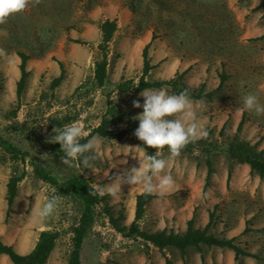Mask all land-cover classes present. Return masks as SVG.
Segmentation results:
<instances>
[{"label":"rangeland","instance_id":"rangeland-1","mask_svg":"<svg viewBox=\"0 0 264 264\" xmlns=\"http://www.w3.org/2000/svg\"><path fill=\"white\" fill-rule=\"evenodd\" d=\"M106 20H117L118 28L107 49V82L99 86L95 68L103 60L100 27ZM150 42L149 57L155 68L146 75L149 82L171 80L187 71L185 84L192 89L205 85L206 91H212L218 88L221 74H226L227 80L213 100H196L202 102L197 116L210 141L224 147L246 113L240 137L258 143V148L264 150V114L237 111L250 93L264 104V0H40L0 25V136L27 153L25 158L16 156L0 146L1 241L11 243L20 253H28L41 232L56 231L60 236L46 264H69L82 205L38 178L34 164L61 178L77 167L99 192L112 182V177L139 168L138 158L145 150L131 137L121 141L99 137L96 159L89 168L75 163L64 165L62 157L52 155L47 145L54 143L51 138L55 128L74 122L88 136L112 107L117 115L127 116L139 126L134 117L143 113V107L135 108L133 101L143 106L142 91H121L118 86L128 80L138 85L143 76V51ZM19 53L30 57V76L21 100L17 97ZM59 63L64 65L65 78L53 88L54 79L61 75ZM54 122L61 126L55 127ZM126 127L117 122L112 129ZM223 149L214 154L215 173L205 195L206 154L201 150L181 154L168 170L176 180L172 195L188 203L186 213L195 208L196 221L203 212L210 222V213L214 212L210 232L221 238H237L243 249L261 259L245 257L237 263L232 250L206 246L201 251L191 248L184 258L177 249L167 248L164 254L172 264L182 258L184 264H191L196 254L219 259L215 264H264V179L252 174L248 164H237L228 186L230 161ZM19 176L23 179L8 217L7 184ZM144 191L123 185L119 198L109 196L111 212L116 217L127 215L132 200ZM53 196L59 197L55 211L41 218L39 209ZM185 204L178 201L179 206ZM131 224L127 219L122 221L123 226ZM140 228L151 232L145 225L140 224ZM125 247L135 252L122 259L118 254ZM148 250L143 239L128 238L111 225L105 204L96 207V220L82 249V264H132L139 251Z\"/></svg>","mask_w":264,"mask_h":264},{"label":"trees","instance_id":"trees-1","mask_svg":"<svg viewBox=\"0 0 264 264\" xmlns=\"http://www.w3.org/2000/svg\"><path fill=\"white\" fill-rule=\"evenodd\" d=\"M102 41L100 48L103 51V60L96 63L95 68V79L99 86H104L107 82V66H108V53L107 49L113 36L118 28L117 20H106L101 24ZM155 36L152 41L155 40ZM152 42H150L143 51L144 59V69L143 76L141 77L138 85H135L134 81L128 80L119 84L118 89L121 91H128L130 89H135L136 91H143L145 89H161L165 88L174 94H179L181 92L187 91L190 98L194 101L196 100H213V98L221 91L223 88L227 77L223 73L220 76V84L218 88L212 91H206V86L203 85L200 89H192L184 82V76L187 71L182 74H178L175 78L171 80H160L149 82L146 80V75H148L154 68L151 64V59L149 57V50ZM21 58L20 71L21 78L17 83V97L21 100L24 91L28 84V79L30 76V71L27 69V62L30 59L25 53H19ZM60 64L61 75L54 79L52 86L57 88L65 78V69L62 63ZM112 115V118H110ZM117 122L125 123L126 128H118L117 130L112 129ZM246 123V113L243 114L238 127L237 132L232 138H228L224 147L219 145L217 142L210 141L209 138L199 139L197 142L189 144L181 154L192 153L195 150H201L207 156V178L203 189L204 195L211 186V179L215 173L214 168V154L218 152L221 148L228 155L230 161L227 183L228 186L233 177L234 167L237 164H248L251 168V173L259 175L264 179V150L258 148V143L252 144L240 137V133L243 131L244 125ZM227 123L223 126L220 131L221 135H224V130ZM55 127H60L61 123L54 122ZM139 126L135 125L132 120L128 119L127 116L117 115L116 109L114 107L110 108L108 113L104 116L101 124L93 129L91 133L81 140V143H86L88 139L92 137H103L111 138L116 140H124L126 138H133L139 146L144 149L148 155H155L156 149L146 146L142 141H140L135 135V130ZM0 146L4 147L9 152L14 153L16 156H25L27 153H22L18 150L10 141L6 140L4 137L0 136ZM52 155L63 157L65 153L61 149V145L58 143H52L47 145ZM163 151H168L166 148ZM34 171L38 178L43 181L50 183L58 188L59 192L64 196H71L78 200L82 205V214L78 225L74 228V238H73V250L69 259V264H82V249L85 239L88 236L90 229L93 227L96 220V207L105 204V211L108 213L111 225L120 233L124 234L126 237H137L143 239L146 244L151 243L153 246L160 249L163 252L167 248L177 249L181 255L184 257L191 248L201 251L203 247H217L221 249L232 250L235 254V261L240 263L245 257H253L256 259H261L258 255L252 254L245 249H243L237 242V238H221L212 234L210 229L213 226L214 212L210 213V222L204 228L196 227V217L194 216L188 221V228L184 233H175L174 231H158V232H146L141 230L139 221L144 217L146 206L154 199L158 198L157 195L153 193H148L147 191L142 192L136 197V217L132 222L130 227L122 225V221L125 219V215L121 214L120 217H116L114 213L111 212L108 205L109 194L101 195L100 192L90 183V181L82 175L78 168L75 167L73 172L67 177L61 178L60 175L47 170L41 165L35 163ZM23 179V176L12 177L7 184V216L9 217L12 209L14 207L15 199L18 195V184ZM247 230L243 232L245 234ZM60 234L56 231H43L39 236V240L36 243L34 249L28 254L18 253L12 245L5 244L0 240V255H7L13 264H46L51 253L54 251L57 240ZM166 257V256H165ZM166 264H172V261L166 257ZM204 264V257H203Z\"/></svg>","mask_w":264,"mask_h":264},{"label":"clouds","instance_id":"clouds-1","mask_svg":"<svg viewBox=\"0 0 264 264\" xmlns=\"http://www.w3.org/2000/svg\"><path fill=\"white\" fill-rule=\"evenodd\" d=\"M39 3L40 0H0V25L7 23L10 17L28 10L30 5ZM140 95L144 99L143 106L138 100L133 101L135 108L143 107V113L134 117L139 121L134 135L146 146L156 149V154L148 155L145 151L144 156L138 158L139 168L133 167L125 170L122 175L112 177V182L101 189V195L109 194L113 198H119L125 184L139 187L148 193L169 192L175 186L176 180L168 170L189 144L208 136L197 116V109L202 106V102H194L187 91L169 94L165 88L145 89ZM241 110L254 111L257 115L264 114V104L259 102L256 95L250 93L244 97L243 108L237 109ZM86 135L84 128L77 122L54 129L51 140L61 145L65 153L62 157L64 165L71 167L75 163L77 166L82 164L85 168L93 167L92 161L96 159L100 138L92 137L86 143H81ZM165 148L169 154L162 156ZM58 201L59 197L55 196L48 199L39 209L38 215L41 218L51 215ZM33 211H36V205Z\"/></svg>","mask_w":264,"mask_h":264},{"label":"crops","instance_id":"crops-1","mask_svg":"<svg viewBox=\"0 0 264 264\" xmlns=\"http://www.w3.org/2000/svg\"><path fill=\"white\" fill-rule=\"evenodd\" d=\"M152 193L154 195H157L158 198L154 199L149 204H147L145 208L146 209L145 215L139 221V225L142 224L147 226L148 229L151 231L150 233L163 231V230L175 231L176 233L178 232L184 233L188 228L187 225L188 221L194 217L195 208L193 209L192 213L191 212L186 213L185 208L186 205H188V203L186 202L185 204V202L175 199V196L172 195V190L164 194H160L158 191H154ZM178 201L179 203H184L185 205L179 206ZM127 210L128 211H127V215H125V219H127L130 222H133L136 217V199L132 200L131 206ZM202 211H204V209H202ZM175 216H176V220H173ZM208 223H209V217H207V215L202 212L201 217L198 218L196 221V227L203 228ZM8 245H12V244L9 243ZM147 246L149 249L148 253L139 251L138 254L136 255V258L132 259L131 261L132 264H166V257H168V254L165 255L164 253L166 252L167 249L161 252L159 248L153 246L151 243H148ZM33 249L34 247L32 248V250ZM122 250L123 251H120V253L118 254L121 256L122 259H127L129 256L133 254V252H135V250H133L132 247H125ZM126 252L128 254H126ZM28 253H20V254L25 255ZM186 255L184 256V258L186 257ZM203 257H204V264H215V262L217 263L218 262L217 260H219L217 259L214 261L211 255L203 256L202 254H196L193 260L191 261V264H203ZM0 258H2L0 259V264H13V262L7 255H0ZM175 264H184V259L182 258L179 261H176Z\"/></svg>","mask_w":264,"mask_h":264}]
</instances>
